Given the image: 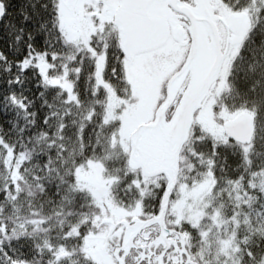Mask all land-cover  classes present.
Masks as SVG:
<instances>
[{
	"label": "snow or ice",
	"instance_id": "snow-or-ice-1",
	"mask_svg": "<svg viewBox=\"0 0 264 264\" xmlns=\"http://www.w3.org/2000/svg\"><path fill=\"white\" fill-rule=\"evenodd\" d=\"M0 0V264H264V0Z\"/></svg>",
	"mask_w": 264,
	"mask_h": 264
},
{
	"label": "trees",
	"instance_id": "trees-1",
	"mask_svg": "<svg viewBox=\"0 0 264 264\" xmlns=\"http://www.w3.org/2000/svg\"><path fill=\"white\" fill-rule=\"evenodd\" d=\"M11 4H12V7H11L10 11L15 12L16 8L19 5V0H11ZM0 47H2V44H0Z\"/></svg>",
	"mask_w": 264,
	"mask_h": 264
}]
</instances>
